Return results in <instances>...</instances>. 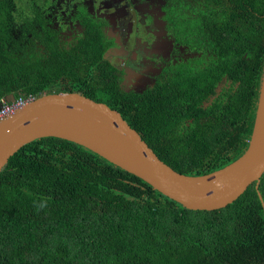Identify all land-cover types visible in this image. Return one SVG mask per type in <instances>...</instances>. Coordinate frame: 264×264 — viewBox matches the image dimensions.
Instances as JSON below:
<instances>
[{
    "label": "trees",
    "instance_id": "16d2710c",
    "mask_svg": "<svg viewBox=\"0 0 264 264\" xmlns=\"http://www.w3.org/2000/svg\"><path fill=\"white\" fill-rule=\"evenodd\" d=\"M163 11L175 41L210 51L211 69L178 77L172 89L127 91L95 20L85 18L77 41L59 47L38 30L37 13L32 25L0 0V101L80 93L119 111L177 172L224 168L247 151L253 133L264 0H165ZM224 75L236 90L224 104L200 107L197 84L205 80L214 92ZM263 204L264 175L226 208L189 210L90 149L45 137L0 172V264H264Z\"/></svg>",
    "mask_w": 264,
    "mask_h": 264
},
{
    "label": "water",
    "instance_id": "95a60500",
    "mask_svg": "<svg viewBox=\"0 0 264 264\" xmlns=\"http://www.w3.org/2000/svg\"><path fill=\"white\" fill-rule=\"evenodd\" d=\"M45 137L66 139L90 149L189 210H220L239 199L252 184L258 189L264 175V69L247 151L208 174L177 172L157 156L119 111L75 92L41 95L0 123V172L22 147Z\"/></svg>",
    "mask_w": 264,
    "mask_h": 264
},
{
    "label": "flooded vegetation",
    "instance_id": "af4514ba",
    "mask_svg": "<svg viewBox=\"0 0 264 264\" xmlns=\"http://www.w3.org/2000/svg\"><path fill=\"white\" fill-rule=\"evenodd\" d=\"M11 1L18 13L27 14L32 25L35 23L37 13L43 23V27L38 30L46 36L56 38L58 40L56 44L59 47H65L77 41L85 30L83 24L85 18L95 20L97 24H100L111 44L108 57L113 66L122 74V85L127 91L134 88L132 81L129 85L126 83L127 77L130 78L133 75L147 76L150 81L140 91L156 85L162 91V89H172L177 86V78L180 76L205 74L211 69L210 51L206 47L202 45L191 47L175 41L173 34L168 31L163 7L162 17L154 21L150 15H143L141 11L134 10L133 6L117 14L121 7L131 3L132 0H110L113 9L111 12L109 9H104L105 17H99L90 12L85 5V0ZM156 22H162L168 38L159 37L157 31H160V28ZM33 32L32 28L29 32L31 38ZM233 85L232 80H229L226 75L222 76L213 87L214 92H210V83L208 84L205 80L204 83L197 84L198 99L201 94L205 96L199 106L207 109L217 99L224 104L227 93H231L232 89L234 92L239 83H236L234 88ZM44 94L48 93L43 92L42 95Z\"/></svg>",
    "mask_w": 264,
    "mask_h": 264
},
{
    "label": "rangeland",
    "instance_id": "374dc122",
    "mask_svg": "<svg viewBox=\"0 0 264 264\" xmlns=\"http://www.w3.org/2000/svg\"><path fill=\"white\" fill-rule=\"evenodd\" d=\"M164 3L165 0H132L131 3H128L123 7H121L117 11V14H121L125 12L126 9H129L131 8V6H133L134 10L136 9L137 11H141L143 15L144 14L150 15L152 20L156 21L157 19H160V17H162L163 15L162 7ZM85 5L88 7L90 12L97 14L99 17H105L106 13L103 11L104 9H109L110 12L113 9L110 0H85ZM156 25L157 26L159 25L160 28V31H157L159 37L168 38L166 35L165 27L162 25V22H156ZM130 81H132L134 88H130L129 90H134V91L143 90L150 82L148 81L147 76H141V75L140 76L133 75L130 76V78L127 77L126 83H128V85L129 83H131Z\"/></svg>",
    "mask_w": 264,
    "mask_h": 264
},
{
    "label": "built area",
    "instance_id": "2783aa9c",
    "mask_svg": "<svg viewBox=\"0 0 264 264\" xmlns=\"http://www.w3.org/2000/svg\"><path fill=\"white\" fill-rule=\"evenodd\" d=\"M42 95V94H41ZM41 95L26 94L17 98L8 100L6 98L0 101V123L24 108L29 103L35 101Z\"/></svg>",
    "mask_w": 264,
    "mask_h": 264
}]
</instances>
